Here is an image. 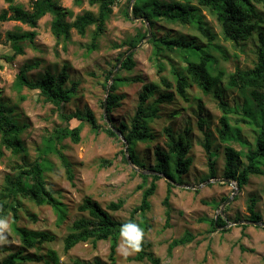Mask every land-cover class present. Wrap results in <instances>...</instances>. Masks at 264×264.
<instances>
[{"label":"rangeland","instance_id":"374dc122","mask_svg":"<svg viewBox=\"0 0 264 264\" xmlns=\"http://www.w3.org/2000/svg\"><path fill=\"white\" fill-rule=\"evenodd\" d=\"M12 4L19 5L24 10H30L31 7L30 0H13ZM60 5L72 11L73 17L86 11L94 14L97 12V6H90L88 0H82L80 5H75L73 0H60ZM130 5L131 3L127 4V0H120L113 7L96 48L92 51L89 47L94 27H90L84 36H79L75 30H72L67 41L57 42L50 30L52 20L50 14L41 18L36 28L13 21L0 23V65H2L0 102L7 104L19 125L24 127L20 137L27 150V161L36 159L43 146V140L54 129L65 126L66 122L61 118V114L69 115L76 111L84 114L89 110L97 123L104 127L107 113L104 114L102 104L106 97V88L103 87L106 73L113 66H115L114 71L120 61L130 53L133 54L135 66L129 72H121L120 78L135 81L124 83L116 91L117 95H122L124 98L120 101V106L111 113L112 123L117 125L125 122L129 125L135 113L138 95L144 85H153L154 96L174 92L173 88H164L161 78L174 85L175 78L170 72V66L177 64L175 58L164 56L163 71L158 74L150 59L152 47L146 43L147 39L130 51H127L126 47L119 49L114 47L133 37L137 32H143L146 26L142 24L140 18L129 16L128 20L125 17L124 12L125 10L128 12ZM257 8L261 14L264 13L262 6ZM3 11H6L8 16L11 15L9 4L5 0H0V13ZM202 14L217 36L214 41L215 49L189 26L161 22L156 24L154 32L158 38L170 35L195 40L203 49L211 51L213 57L218 59L219 68L224 69L227 74L236 68L253 67L259 47L257 36L254 35L245 41L242 48H234L231 43L222 39L215 19L205 10ZM30 31L36 33L33 45L19 39L17 45L23 47L24 54L16 56L10 64L5 63L3 57L12 53V48L6 40L7 33L21 34ZM122 54L120 61L117 62ZM34 62L38 63V67L28 73L30 80L39 79L46 71L56 74L66 65L69 73L67 86L71 82L78 84L76 94L69 103L58 108L50 103H44L38 96V91L14 88V80L19 68ZM118 70L119 68L115 74ZM217 88L223 92L224 101L233 111L230 114L232 133L228 142L235 149L246 152V143L254 142L259 126L264 124V117L244 91L227 90L225 81ZM199 104L202 109L201 116L206 121L210 133V152L217 171V178L209 180L212 181L209 183L202 182L208 173V167L207 154L203 148V135L197 127ZM220 116L221 112L216 100L211 95L205 96L196 87H192L189 90V102H184L175 95L172 103L159 106V117L149 124L150 133L154 136L153 142H140L135 147L139 163L149 169L155 165L153 155L155 147L159 146L167 151L166 137L163 133L165 127H170L177 136L182 134L184 129L189 130L187 139L191 145L189 156L193 164L187 174H174L175 179L181 181V184H174L172 188L169 200L171 217L168 227H164L165 209L162 205L167 188L164 178L156 182L155 193L149 199L150 210L144 216L136 217L141 224L146 220L149 225V229L144 231V240L150 243L149 251L154 259L158 260V264H264L262 226H254L246 222L249 221L247 205L251 198L256 202L255 210L261 215L259 223L264 220V175H251L240 192L235 190L237 188L235 182L228 184L220 181L224 166V144L217 135ZM241 119L244 121H240ZM75 126L82 127L79 143L73 144L69 139H65L57 145L58 150L71 164L72 179L67 177L54 153L47 156L48 169L44 174L48 187L56 192L57 198L65 205V218L59 221L58 216L49 206H37L24 200L21 201L22 206L18 208V227L30 231H45L54 236V241L43 244L39 251L23 250L24 254L33 257L35 253L43 255L44 259L34 261L33 264H45L47 259L45 255L51 250L59 257V264L76 262L94 264L96 261L112 264L108 260L109 241H99L95 247L91 243H81L64 253L63 239L68 228L74 220L87 216V213L78 210L79 205L86 198L96 201L102 208L110 202L124 200L121 209L109 212L115 221L127 220L131 210L141 201L142 192L138 186L142 179L136 172L146 170L136 168L127 159V163L122 160L120 151L124 152V142L120 138L119 141L109 138L104 133L94 134L88 124L82 121L73 120L69 123L70 128ZM22 158L13 155L3 146L0 147V190L5 175H14L16 171H13V167L20 165ZM263 164L264 159L261 160V165ZM222 199H229V202L225 203ZM217 216L226 221V226L212 230L210 222ZM7 219L9 230L5 234L7 242L0 244V261L9 253L23 249L19 237L13 232L10 215ZM226 229L229 230L224 232ZM185 232L191 233L194 239L174 248L168 254L169 242L181 237ZM134 255L125 259L116 248L114 264H153L147 260L134 261L132 260Z\"/></svg>","mask_w":264,"mask_h":264},{"label":"trees","instance_id":"16d2710c","mask_svg":"<svg viewBox=\"0 0 264 264\" xmlns=\"http://www.w3.org/2000/svg\"><path fill=\"white\" fill-rule=\"evenodd\" d=\"M5 1L9 4L11 15L8 16L6 11L1 12L0 23L13 21L36 28L40 19L50 14L52 15L50 30L57 42L67 41L72 30H75L79 36H84L90 27H94L89 47V50L92 51L96 48V43L104 31L113 7L120 0H88L90 6H97V12L94 14L91 11H86L74 17L72 11L60 5V0H30V10H24L21 6L12 4L13 0ZM81 2L82 0H73L75 5H80ZM129 3L130 0H127V4ZM257 6L264 8V0H134L129 14L133 18H140L144 26L147 23L152 30L151 36L147 38L148 32L145 26L143 32H137L133 37L114 47L117 49L126 47V50L130 51L141 41L147 39L146 43L152 47L150 59L158 74L163 71L162 59L164 56L175 58L177 64L170 66V72L175 78L174 85L161 78L164 88H173L174 92H165L154 96L153 85H144L138 95V103L129 125L125 122H120L117 125L112 123L111 113L120 106V101L124 98L122 95H117L116 91L124 83L135 81L120 78L121 72H129L135 66L132 59L133 54L130 53L122 61L109 86L106 96L107 118L104 121V127L97 123L89 110H86L84 114L79 111L69 115L61 114V118L66 122L65 126L54 129L43 140V146L33 161L26 160L27 150L20 137L24 127L19 125L13 111L8 108L7 104L0 102V147L3 146L15 156L23 157L22 163L13 167V171H16L15 174L5 175L4 184L0 190V218H7L10 215L13 232L19 237L23 249L9 253L0 261V264H33L34 261L44 259L43 255L35 253L33 257L24 254L23 250L39 251L43 244L54 241V236L48 232L30 231L18 227V208L22 206L21 201L24 200L37 206H49L56 213L59 221L65 218V205L57 198L56 192L48 187L44 174L48 169L47 156L54 153L57 155L67 177L72 179L71 164L66 156L58 150L57 145L65 139H69L73 144L79 143L82 127L70 128L69 123L73 120L87 123L94 134L104 133L116 141H119V137L113 129L118 130L127 143V156L130 162L136 168L146 170L148 173L136 172L142 179L138 186L142 192L141 201L138 206L131 210L129 218L125 221H115L109 214V212L121 209L125 203L124 200L110 202L105 208H102L96 201L90 198L84 199L78 210L87 213V216L74 220L69 226L63 239L64 253L81 243H91L95 247L99 241H109L108 260L114 264L121 225L133 222L144 231L149 229L146 220L141 224L140 221L136 220V217L144 216L150 210L149 199L154 195L157 188L156 182L161 178H165L167 186L162 205L165 209L164 227H168L171 217L169 200L172 188L174 184H181V181L175 179L174 174H187L193 164V160L189 156L191 150L190 142L187 139L189 130L184 129L182 134L177 136L170 127H165L163 133L166 137L167 151L156 146L153 150L155 165L149 169L139 163L135 147L140 142H153L154 136L150 133L149 124L159 117V106L172 103L175 95L182 101L189 102V90L192 87H196L205 96L211 95L216 100L217 107L221 112L217 135L220 142L224 144L222 179L235 182L237 190L240 192L248 183L251 175H264V164L261 165V160L264 159V124L259 126L254 142L252 144L246 143V152L232 147L228 140L232 133L230 114L233 111L228 108L224 101L223 92L217 88L225 81L227 90L244 91L264 117V29H262L264 28V13L261 14ZM203 10L215 19L219 25L222 39L231 43L234 48H242L245 41L254 35L257 36L259 47L253 67L248 69L236 68L227 74L224 69L219 68L218 59L213 57L211 51L203 49L195 40L170 35L161 38L156 36L154 30L157 23L189 26L209 46L212 45L215 49L214 41L217 36L205 21V16L202 14ZM129 14L125 10L124 15L128 20L130 19ZM68 18L72 20L68 21ZM35 37L36 33L33 31L21 34L8 32L6 40L12 48V53L3 57L4 62L10 64L16 56L24 54L23 47L17 45L19 39L33 45ZM122 56L123 54L118 57L117 62ZM36 67H38L37 62L21 66L15 76L14 88L38 91V96L44 103H50L58 108L69 103L76 94L78 84L71 82L67 86L69 73L66 65L56 74L46 71L39 79L30 80L28 73ZM114 67L106 73L104 88L109 84V78ZM1 68L2 65H0ZM196 100L199 101L198 98ZM201 115L202 109L199 104L197 127L203 135V148L207 154L208 173L202 180L205 182L217 178V171L215 160L210 152V133L206 121ZM240 121L244 120L241 119ZM120 154L122 160L127 163L124 152L120 151ZM225 200L222 199L223 202ZM255 204V200L251 198L247 205L250 222L261 221V215L255 210ZM262 223L264 224V220ZM210 226L212 230L225 227L226 221L217 216L211 220ZM242 227L245 228L246 226L242 225ZM228 230L226 229L224 232ZM262 230L264 231V227ZM193 239L191 233L185 232L181 237L169 242L167 253L170 254L174 248L185 245ZM150 247V243L143 240L142 250L136 253L132 260L138 262L147 260L153 264H158V260L154 259L149 251ZM45 256L47 257L45 264H59V257L53 250L48 251ZM75 264L81 263L76 262ZM94 264L104 263L96 261Z\"/></svg>","mask_w":264,"mask_h":264},{"label":"clouds","instance_id":"9594fccd","mask_svg":"<svg viewBox=\"0 0 264 264\" xmlns=\"http://www.w3.org/2000/svg\"><path fill=\"white\" fill-rule=\"evenodd\" d=\"M9 230L7 218H0V244L7 242L5 235ZM144 240V230L136 223L127 222L120 227V243L117 251L125 259L139 253L142 250Z\"/></svg>","mask_w":264,"mask_h":264},{"label":"water","instance_id":"95a60500","mask_svg":"<svg viewBox=\"0 0 264 264\" xmlns=\"http://www.w3.org/2000/svg\"><path fill=\"white\" fill-rule=\"evenodd\" d=\"M134 2V0H131V5H132V3ZM131 5L129 6V8H128V14L130 13V9H131ZM129 16H130V14H129ZM145 21V20H144ZM146 28H147V32H148V35H147V38H149L150 36H151V28H150V26L148 25V24H146ZM126 58V57H125ZM124 58V59H125ZM124 59H122L121 61H120V63H119V65H118V67L113 71V73L111 74V76H110V78H109V84L107 85V87H106V96H107V93H108V90H109V86H110V84H111V81H112V78H113V76L115 75V72L117 71V69L120 67V65H121V63H122V61L124 60ZM103 112H104V114H106L107 113V111H106V97H105V99H104V101H103ZM114 130V132H115V134L124 142V153H125V155H127V143L125 142V139L123 138V136H122V134L118 131V130H115V129H113ZM127 158V161L129 162V163H131L130 162V160H129V157L128 156H126ZM140 173H148L147 171H139ZM149 173H151V172H149ZM165 179V178H164ZM220 181H222L223 183H228V184H231V182L232 181H230V180H228V179H221ZM209 182H212V181H207V183H209ZM237 188H235V190H236ZM227 202H229V199H227V200H225V203H227ZM247 223H249V224H252V225H254V226H262V227H264V224L263 223H259V222H250V221H246ZM234 225H236V223H234Z\"/></svg>","mask_w":264,"mask_h":264}]
</instances>
